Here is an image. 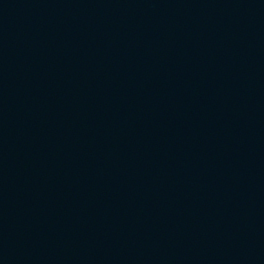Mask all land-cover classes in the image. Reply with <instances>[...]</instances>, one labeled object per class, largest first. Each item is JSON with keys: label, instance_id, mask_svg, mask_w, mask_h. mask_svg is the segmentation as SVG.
<instances>
[{"label": "water", "instance_id": "obj_1", "mask_svg": "<svg viewBox=\"0 0 264 264\" xmlns=\"http://www.w3.org/2000/svg\"><path fill=\"white\" fill-rule=\"evenodd\" d=\"M0 264H264V0H0Z\"/></svg>", "mask_w": 264, "mask_h": 264}]
</instances>
